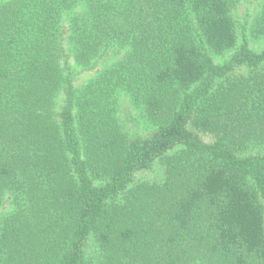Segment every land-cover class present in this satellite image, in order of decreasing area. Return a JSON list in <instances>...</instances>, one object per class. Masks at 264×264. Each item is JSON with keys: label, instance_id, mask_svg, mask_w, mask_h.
<instances>
[{"label": "trees", "instance_id": "1", "mask_svg": "<svg viewBox=\"0 0 264 264\" xmlns=\"http://www.w3.org/2000/svg\"><path fill=\"white\" fill-rule=\"evenodd\" d=\"M244 1L0 0V264H264V0Z\"/></svg>", "mask_w": 264, "mask_h": 264}, {"label": "rangeland", "instance_id": "2", "mask_svg": "<svg viewBox=\"0 0 264 264\" xmlns=\"http://www.w3.org/2000/svg\"><path fill=\"white\" fill-rule=\"evenodd\" d=\"M259 0H246L242 3L239 13L243 15L247 11L249 13L254 14L257 9V3ZM251 18V17H250ZM80 79L83 80L84 78L80 76ZM119 117L125 127V129L130 133L132 137H140L146 138L150 136L152 131L154 130L155 126L150 124L141 112L128 101L125 99L122 101L119 110ZM161 172L158 165H155L152 169H148L143 171L142 173L147 177H156ZM9 207V206H8ZM7 204L0 207V213L6 210Z\"/></svg>", "mask_w": 264, "mask_h": 264}]
</instances>
